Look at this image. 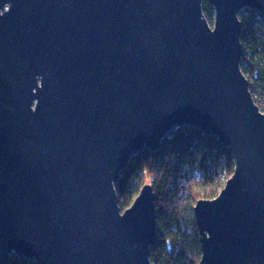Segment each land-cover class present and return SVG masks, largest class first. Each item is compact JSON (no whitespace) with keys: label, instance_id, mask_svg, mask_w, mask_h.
I'll return each mask as SVG.
<instances>
[{"label":"water","instance_id":"95a60500","mask_svg":"<svg viewBox=\"0 0 264 264\" xmlns=\"http://www.w3.org/2000/svg\"><path fill=\"white\" fill-rule=\"evenodd\" d=\"M0 0V264H153L155 193L121 212L133 155L176 128L217 137L234 173L193 212L198 264H264V111L239 13L264 0Z\"/></svg>","mask_w":264,"mask_h":264},{"label":"trees","instance_id":"16d2710c","mask_svg":"<svg viewBox=\"0 0 264 264\" xmlns=\"http://www.w3.org/2000/svg\"><path fill=\"white\" fill-rule=\"evenodd\" d=\"M203 13L213 25L215 11L208 0ZM243 25L241 70L250 84L252 97L264 99V19L252 10L239 13ZM231 151L217 137L185 126L162 140L157 152L145 149L130 159L120 173L115 191L121 209L129 208L148 175L155 193L156 234L149 248L153 264H198L201 245L194 204L213 199L234 173ZM9 264H35L11 255Z\"/></svg>","mask_w":264,"mask_h":264},{"label":"rangeland","instance_id":"374dc122","mask_svg":"<svg viewBox=\"0 0 264 264\" xmlns=\"http://www.w3.org/2000/svg\"><path fill=\"white\" fill-rule=\"evenodd\" d=\"M258 99V97L256 96V95H254L253 96V100H254V102H255V104L259 107V109H260V111H264V99H261L260 101L259 100H257ZM226 183V182H225ZM147 184H149V185H152V183H151V178L148 176V175H146V177L144 178V185H147ZM143 185V186H144ZM225 185V184H224ZM142 189V188H141ZM141 191V190H140ZM220 193V192H219ZM134 202V201H133ZM133 204V203H132ZM196 204V203H195ZM195 204H194V206H195ZM121 212L123 213L124 212V209H121Z\"/></svg>","mask_w":264,"mask_h":264}]
</instances>
